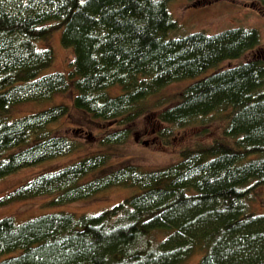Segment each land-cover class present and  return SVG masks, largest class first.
Here are the masks:
<instances>
[{"label":"trees","instance_id":"trees-1","mask_svg":"<svg viewBox=\"0 0 264 264\" xmlns=\"http://www.w3.org/2000/svg\"><path fill=\"white\" fill-rule=\"evenodd\" d=\"M257 2L264 9V0ZM166 0H0V180L80 148L53 129L68 116L58 105L14 120L4 113L74 91L72 106L116 126L90 134L101 148L121 146L135 130L162 147L176 133L222 114L220 135L178 150L179 161L156 170L126 164L101 171L109 154L40 173L0 198V207L42 196L56 205L88 200L111 188L140 193L94 214L58 212L16 223L0 220V264H264V213L249 201L264 188V62L238 60L260 45L255 29L169 38L176 28ZM71 49L67 74L40 72L52 62L40 48L54 31ZM173 103L147 111L143 101L177 81ZM122 93L109 96L106 89ZM220 116V115H219ZM218 116V117H219ZM204 123V122H202ZM90 140V141H91ZM92 142V143H93ZM256 156V157H254ZM157 233L161 237L155 240Z\"/></svg>","mask_w":264,"mask_h":264},{"label":"rangeland","instance_id":"rangeland-1","mask_svg":"<svg viewBox=\"0 0 264 264\" xmlns=\"http://www.w3.org/2000/svg\"><path fill=\"white\" fill-rule=\"evenodd\" d=\"M168 11L176 22V28L168 33L169 38L183 37L193 33H204L213 35L224 30L234 28L255 29L259 33L260 45L254 51L246 54L245 57L238 60L223 62L218 67L236 65L247 59L258 58L264 62V9L257 3L247 0H166ZM61 30L54 31L46 40L38 42V46L44 49H50L52 52V62L44 68L40 75L50 73H62L67 75L72 70L71 62L73 53L71 49L63 48L60 44ZM214 69L208 70L196 78L184 79L174 82L160 89L157 93L147 97L143 105L147 111H157L173 103V97L189 84L199 78L209 74ZM109 96H117L122 93L119 86L106 89ZM75 92L70 91L65 94H54L51 99L42 102H24L13 105L4 113L7 120H14L29 114L37 113L54 106L62 105L68 108V116L61 118L53 124V129L64 133L66 136H72L73 129L80 131L75 136L80 148L70 155L56 158L31 168L19 170L0 180V198L8 194L16 187L31 180L34 176L59 169L73 164L85 157L107 153L110 160L104 168H100L88 174L82 181H89L100 176L101 171L110 172L121 165L132 164L140 167L142 170H156L173 165L179 161L178 150L185 146H192L196 143L204 144L210 142L213 138L220 135V129L223 126L221 115H211L210 117L198 122L186 129L176 133L173 144L168 147H162L155 142L152 137L142 133H136L135 130H142L143 122L137 123L133 134L126 143L121 146H112L101 148L93 140L86 139L90 134L97 137L102 131L116 126V121L99 122L93 121L79 110L72 106V100ZM93 142V143H92ZM256 157V156H254ZM140 193L139 188H108L91 199L75 203L56 205L53 203V196H42L20 202H14L0 207V220L11 218L16 223L25 222L36 217L65 212L75 215L94 214L101 210L108 209L125 198ZM249 206L257 213H264V188L257 189V195H254L249 201ZM155 240L162 235L157 233ZM201 254H197L183 264H196ZM6 256H0V260Z\"/></svg>","mask_w":264,"mask_h":264}]
</instances>
